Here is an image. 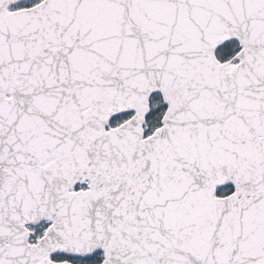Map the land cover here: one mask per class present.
<instances>
[{
	"label": "snow or ice",
	"instance_id": "snow-or-ice-1",
	"mask_svg": "<svg viewBox=\"0 0 264 264\" xmlns=\"http://www.w3.org/2000/svg\"><path fill=\"white\" fill-rule=\"evenodd\" d=\"M0 264H264V0H0Z\"/></svg>",
	"mask_w": 264,
	"mask_h": 264
}]
</instances>
